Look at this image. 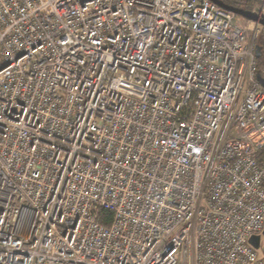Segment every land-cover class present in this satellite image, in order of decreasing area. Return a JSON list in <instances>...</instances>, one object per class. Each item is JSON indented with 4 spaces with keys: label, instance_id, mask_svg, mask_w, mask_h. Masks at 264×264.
Segmentation results:
<instances>
[{
    "label": "built area",
    "instance_id": "1",
    "mask_svg": "<svg viewBox=\"0 0 264 264\" xmlns=\"http://www.w3.org/2000/svg\"><path fill=\"white\" fill-rule=\"evenodd\" d=\"M258 36L212 0H0V264H264Z\"/></svg>",
    "mask_w": 264,
    "mask_h": 264
},
{
    "label": "rangeland",
    "instance_id": "2",
    "mask_svg": "<svg viewBox=\"0 0 264 264\" xmlns=\"http://www.w3.org/2000/svg\"><path fill=\"white\" fill-rule=\"evenodd\" d=\"M232 1H234V3L236 1L239 4H242V6H240V8L242 9L251 10V12L254 14L264 15V0H232ZM245 3L249 5L247 6ZM236 22L239 26H241L245 30L246 35L247 37H249V39L252 38L254 30L258 29L259 36L256 39V41L258 43L259 42L264 43V26L263 25L257 23L256 21L252 19L246 18L245 16L237 15V14H236ZM263 245H264V235L261 236V246L258 249L259 255L262 254Z\"/></svg>",
    "mask_w": 264,
    "mask_h": 264
},
{
    "label": "water",
    "instance_id": "3",
    "mask_svg": "<svg viewBox=\"0 0 264 264\" xmlns=\"http://www.w3.org/2000/svg\"><path fill=\"white\" fill-rule=\"evenodd\" d=\"M212 1H214V2L218 3L219 5L233 11L237 15L245 16L246 18L252 19V20L256 21L257 23L264 26V15L263 14L262 15L261 14H254L249 10H245V9L240 8V7H236V6H232V5H228V4L224 3L222 0H212ZM259 55H260V49L258 48L257 49V56H259ZM258 78L261 81V83L264 85V78H262V77H258ZM250 242L255 247H258L259 246V236H253L250 239Z\"/></svg>",
    "mask_w": 264,
    "mask_h": 264
},
{
    "label": "trees",
    "instance_id": "4",
    "mask_svg": "<svg viewBox=\"0 0 264 264\" xmlns=\"http://www.w3.org/2000/svg\"><path fill=\"white\" fill-rule=\"evenodd\" d=\"M222 1L228 5H232V6L238 5L236 7L242 6V4H239L236 1H235V3L232 0H226V1L222 0ZM246 5L248 6L249 4H246ZM249 11H251V10H249ZM258 48L260 49V55L259 56H257V49ZM257 49H256L257 66H258L257 74H258V77L264 78V43L263 42H259V43L257 42ZM105 215H106V212H103V216L106 217L105 220L109 221L110 215H109V217H107L108 215H106V216Z\"/></svg>",
    "mask_w": 264,
    "mask_h": 264
}]
</instances>
